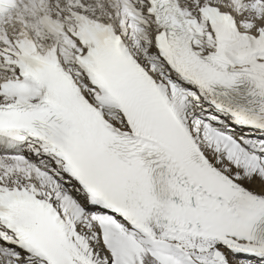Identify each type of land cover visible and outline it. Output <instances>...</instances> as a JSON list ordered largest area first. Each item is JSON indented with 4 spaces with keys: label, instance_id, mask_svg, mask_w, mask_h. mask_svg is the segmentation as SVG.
Segmentation results:
<instances>
[{
    "label": "snow or ice",
    "instance_id": "1",
    "mask_svg": "<svg viewBox=\"0 0 264 264\" xmlns=\"http://www.w3.org/2000/svg\"><path fill=\"white\" fill-rule=\"evenodd\" d=\"M0 264H264V0H0Z\"/></svg>",
    "mask_w": 264,
    "mask_h": 264
}]
</instances>
